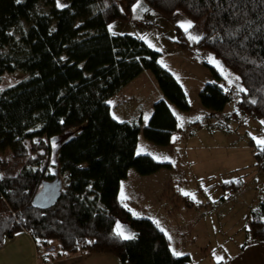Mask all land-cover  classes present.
Listing matches in <instances>:
<instances>
[{"label": "trees", "instance_id": "obj_1", "mask_svg": "<svg viewBox=\"0 0 264 264\" xmlns=\"http://www.w3.org/2000/svg\"><path fill=\"white\" fill-rule=\"evenodd\" d=\"M119 1L0 0V84L6 74L27 75L0 91V201L9 211H0V246L26 230L42 262L107 253L123 264H192L189 255H174L167 235L151 219L134 217L120 198L131 169L150 176L172 168L138 155L139 136L171 147L180 131L173 108L188 112L190 104L174 75L160 65L158 52L138 37L109 33L112 23L127 19ZM122 1L130 11L138 0ZM143 1L167 18L181 11L199 26L198 41L177 28L179 49L221 60L245 90L239 113L264 121V0ZM145 72L163 100L144 128L142 120L116 121L109 100ZM199 100L220 113L231 99L221 86L208 84ZM75 128L80 132L59 151L64 187L53 204L34 207L42 183L53 179L52 140ZM253 156L264 173V151ZM242 187L230 183L223 189ZM119 221L135 239L116 236ZM248 234L249 242L264 241V202L251 212Z\"/></svg>", "mask_w": 264, "mask_h": 264}, {"label": "rangeland", "instance_id": "obj_2", "mask_svg": "<svg viewBox=\"0 0 264 264\" xmlns=\"http://www.w3.org/2000/svg\"><path fill=\"white\" fill-rule=\"evenodd\" d=\"M119 4L127 19L112 23L109 33L138 37L158 52L160 65L174 75L190 104L188 112L173 108L180 131L171 147L158 146L146 140L142 133L139 136L138 155H149L159 163L171 164L172 168L150 176H140L131 169L121 183L120 198L134 217L151 219L171 238V249L179 253L177 256L191 255L197 262L207 255L209 261H219L226 247L249 242L250 210H257L264 202V173L257 168L253 156L260 149L256 139H264L263 120L239 113L240 81L221 60L204 51L179 49L177 28L184 31L181 25L191 21L184 13L177 11L167 18L143 0L136 1L130 11L126 2L120 0ZM137 4L141 8L133 11ZM193 25L190 33L199 39L202 30ZM188 40H192L189 33ZM213 60L222 65L223 73ZM26 77L22 72L6 74L0 91ZM208 84L221 86L230 97L223 112L213 113L201 105L199 94ZM160 98L153 77L141 75L109 100L111 114L118 122L142 120L144 128ZM179 118L183 119L182 126ZM80 130L71 129L52 140L49 174L53 179L42 183L32 203L34 207L53 204L64 187L59 151ZM230 183H240L243 187L238 192L225 191L224 185ZM2 209L8 211L6 203L0 201ZM117 225L127 234L135 235L125 222L119 221ZM231 240H235L233 245ZM57 245L54 244L55 248Z\"/></svg>", "mask_w": 264, "mask_h": 264}, {"label": "crops", "instance_id": "obj_3", "mask_svg": "<svg viewBox=\"0 0 264 264\" xmlns=\"http://www.w3.org/2000/svg\"><path fill=\"white\" fill-rule=\"evenodd\" d=\"M142 75L150 77L147 72ZM160 99H162V95ZM255 209L251 208L250 213ZM231 241V245H233L235 240ZM183 245L184 243L181 247ZM40 254L41 251L32 234L23 230L0 246V264H123L114 255L107 253H77L44 262H42ZM191 259L192 264H264V241L246 242L238 244V246L226 247L221 253L219 261H209L207 255L198 258L197 262L192 257Z\"/></svg>", "mask_w": 264, "mask_h": 264}, {"label": "snow or ice", "instance_id": "obj_4", "mask_svg": "<svg viewBox=\"0 0 264 264\" xmlns=\"http://www.w3.org/2000/svg\"><path fill=\"white\" fill-rule=\"evenodd\" d=\"M18 2H19V0H18ZM139 8H141V5L140 4H137L136 7L133 9V11H136V9H139ZM181 27L184 29L185 32L189 33L190 39L197 40L198 41V38L196 36H192L191 33H190V29H192L194 27V25H193V23L191 21H188L185 24H182ZM212 62L215 63L216 66L218 68H220L221 72L223 73L224 69H223L222 65H220L215 60H213ZM236 79L238 80L239 77H236ZM240 91H245V90L243 88H241ZM179 119L181 120V126H182L183 119L182 118H179ZM262 123H264V121H262ZM254 139H256V138H254ZM256 143H257V146L260 147L261 151H264V139H256ZM0 179H3V177L0 176ZM182 194L188 195L187 193H183V192H182ZM124 198L127 199V197H124ZM115 234H116L117 237L121 238L122 240H132V239H135V235L134 234H127L124 231L123 227L120 226V225H117L116 233ZM169 239H171V238L169 237ZM174 255H179V253H175L174 252Z\"/></svg>", "mask_w": 264, "mask_h": 264}]
</instances>
